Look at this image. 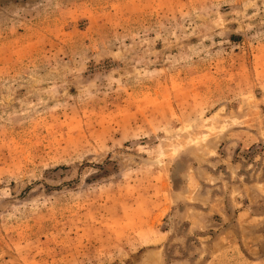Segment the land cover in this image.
Instances as JSON below:
<instances>
[{"label": "rangeland", "instance_id": "obj_1", "mask_svg": "<svg viewBox=\"0 0 264 264\" xmlns=\"http://www.w3.org/2000/svg\"><path fill=\"white\" fill-rule=\"evenodd\" d=\"M0 264H264V0H0Z\"/></svg>", "mask_w": 264, "mask_h": 264}]
</instances>
